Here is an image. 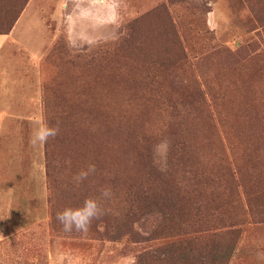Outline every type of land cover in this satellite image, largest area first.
<instances>
[{
	"label": "rangeland",
	"instance_id": "374dc122",
	"mask_svg": "<svg viewBox=\"0 0 264 264\" xmlns=\"http://www.w3.org/2000/svg\"><path fill=\"white\" fill-rule=\"evenodd\" d=\"M37 1L52 43L36 63L39 89L36 101L8 111L25 113L29 120L5 119L0 123V226L3 228L0 229V264H45V259L46 264L50 261L51 264H134L139 253L167 241L135 243L128 236L113 241L106 234L64 232L55 219L56 214H51L55 197L50 191L47 170L48 142L33 145L32 133L52 119L61 107L59 103H65L63 107L69 111L83 104L84 85L91 83H87L89 79L82 65L73 62V54L114 43L122 28L137 19H142L141 36L136 35L127 50L112 52L107 62H111L110 72L116 66L123 67L127 60L129 69L140 68L146 75L148 68L140 60L146 61V55L153 51L164 56L160 51L170 47V38L161 35L157 28L163 17L156 9L165 4L175 22L185 59L178 69L161 73L170 80L175 78L179 87L168 81L164 84L167 95L155 97L151 104L156 107L159 101H170L179 107L177 114L182 115L185 112L180 107H190L185 103V96L199 87L208 114L200 110L194 115L200 114L195 119L197 123L205 119V128L199 122V130L191 131V120L181 116L177 119L183 123V137L191 148V142L198 141L195 138L210 136L206 126V116H209L214 120L220 142L217 150L208 149L228 155L229 160L235 159L234 142L243 144L239 148H252L257 142L255 139L249 142L247 131L239 125L249 117L264 122V0H182L173 5H169V0H45V4L44 0ZM96 6L102 9L97 10ZM109 8L115 10V19L110 15V21H104L102 17L112 13ZM72 15L79 19L76 21L73 17L67 21ZM159 113L164 121L170 118L165 110ZM235 119L239 126L236 131L231 128ZM155 120L159 122L156 112L150 118L153 124ZM154 134L159 141L155 154L159 164L165 166L169 141L161 137V128L154 129ZM258 136L264 140V132ZM71 151L75 157V144ZM263 214L256 211L253 215L246 209L241 215L240 237L228 264H264ZM147 225L140 228L136 224L135 229L146 234ZM100 230L104 229L100 227ZM44 250H50V258Z\"/></svg>",
	"mask_w": 264,
	"mask_h": 264
},
{
	"label": "trees",
	"instance_id": "16d2710c",
	"mask_svg": "<svg viewBox=\"0 0 264 264\" xmlns=\"http://www.w3.org/2000/svg\"><path fill=\"white\" fill-rule=\"evenodd\" d=\"M28 1L0 0V34L11 31ZM179 1L169 0V5ZM156 10L163 17L157 28L170 38V49L160 51L164 56L153 51L146 55V61L140 60L148 68L146 75L140 68L129 69L127 60L123 67L116 66L110 72L111 62H107L112 52L127 50L129 42L141 36L142 19L126 24L114 43L73 54V62L82 65L91 84L84 85L83 104L69 111L63 107L65 103H59L60 109L47 122L48 126H59V134L47 145L50 191L55 197L51 214L65 207H81L86 198L95 197L104 214L93 220L85 234H106L113 241L128 236L135 243L167 241L139 253L134 264H228L240 237L241 215L246 209L253 215L256 211L264 213V140L258 136L264 132V122L249 117L239 125L247 131L249 142H257L252 148H239L243 144L234 142L237 154L233 160L209 150H217L220 142L209 116L206 126L210 136L195 138L198 141L191 142L190 148L183 137V123L177 118L189 117L191 131L200 123L205 128V119L197 123L200 114L194 115L200 110L208 114L202 90L196 87L185 96L190 107L181 106L185 112L182 115L170 101H159L156 107L151 104L155 97L167 95L164 84L168 81L179 87L175 78L170 80L161 73L178 69L185 59L167 6ZM162 110L168 120H163ZM154 112L160 123L150 121ZM239 126L236 119L231 124L235 131ZM157 128L169 141L165 166L159 164L155 154ZM74 133L82 136L73 137ZM72 144L76 145L75 157ZM90 164L96 166L95 173L77 187L73 177ZM103 189L111 190L110 197L101 196ZM136 224L140 228L148 224L146 234L136 230Z\"/></svg>",
	"mask_w": 264,
	"mask_h": 264
},
{
	"label": "crops",
	"instance_id": "0c3cea01",
	"mask_svg": "<svg viewBox=\"0 0 264 264\" xmlns=\"http://www.w3.org/2000/svg\"><path fill=\"white\" fill-rule=\"evenodd\" d=\"M37 5V0H29L11 31L0 34V123L5 119L28 121L29 116L25 113L10 114L8 111L12 107L29 106L30 102L36 101V63L45 56L52 43V35L47 29L42 9ZM96 7L97 10L102 9V6ZM108 11L112 13L103 16L102 20L110 21V15L111 19H115V10L109 8ZM73 17L76 21L79 19L72 15L67 21ZM44 251L50 258V250Z\"/></svg>",
	"mask_w": 264,
	"mask_h": 264
},
{
	"label": "clouds",
	"instance_id": "9594fccd",
	"mask_svg": "<svg viewBox=\"0 0 264 264\" xmlns=\"http://www.w3.org/2000/svg\"><path fill=\"white\" fill-rule=\"evenodd\" d=\"M59 134V126H48L47 124L34 129L31 137L33 145L47 143L49 139L55 138ZM96 166L88 165L86 170H81L73 177V183L78 187L90 174H94ZM111 195L110 189H103L101 196L108 198ZM104 214L101 202L98 198L88 197L84 200L81 207H65L56 213L55 219L62 226L66 233L87 232L93 220L99 219Z\"/></svg>",
	"mask_w": 264,
	"mask_h": 264
}]
</instances>
